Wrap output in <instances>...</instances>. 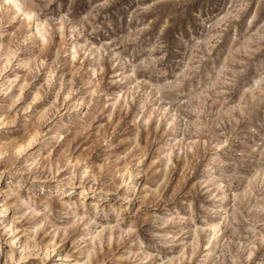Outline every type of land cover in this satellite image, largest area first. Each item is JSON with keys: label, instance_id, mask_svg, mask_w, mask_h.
Masks as SVG:
<instances>
[{"label": "clouds", "instance_id": "clouds-1", "mask_svg": "<svg viewBox=\"0 0 264 264\" xmlns=\"http://www.w3.org/2000/svg\"><path fill=\"white\" fill-rule=\"evenodd\" d=\"M0 264H264V0H0Z\"/></svg>", "mask_w": 264, "mask_h": 264}]
</instances>
